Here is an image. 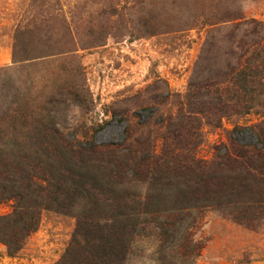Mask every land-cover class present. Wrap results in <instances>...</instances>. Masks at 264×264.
Segmentation results:
<instances>
[{
    "label": "rangeland",
    "instance_id": "obj_1",
    "mask_svg": "<svg viewBox=\"0 0 264 264\" xmlns=\"http://www.w3.org/2000/svg\"><path fill=\"white\" fill-rule=\"evenodd\" d=\"M231 2L264 20L262 0ZM198 11L199 0H0V118L7 117L11 132L0 138L4 149L47 156L46 145L56 138L121 143V114L137 122L136 111L146 104L159 108L157 116H175L207 37L194 21ZM167 90L168 101L157 97ZM13 101L28 114L25 128L22 121L17 130L12 126ZM259 121L253 110L225 118L219 127L205 126L198 157L212 160L230 132ZM165 129L154 121L135 125L132 138H150L159 150ZM235 135L255 138L248 131ZM89 172L106 183L101 170ZM125 190L134 202L150 193L139 184ZM12 212V202L0 201V216ZM194 215L198 223L189 231L178 228L164 240L153 229L140 231L126 264H264V221L251 229L215 210ZM76 224L74 215L44 211L16 256L0 242V264H61Z\"/></svg>",
    "mask_w": 264,
    "mask_h": 264
},
{
    "label": "trees",
    "instance_id": "obj_2",
    "mask_svg": "<svg viewBox=\"0 0 264 264\" xmlns=\"http://www.w3.org/2000/svg\"><path fill=\"white\" fill-rule=\"evenodd\" d=\"M230 4L199 0L194 21L207 37L175 116H157L159 108L146 104L136 111L137 122L121 114L123 142L56 138L46 145L47 156L11 153L0 139V201L13 203V212L0 216V242L10 256L39 229L44 211L77 219L61 264H126L140 231L153 229L164 240L178 228L189 231L198 223L194 213L207 210L251 229L264 221V20ZM14 51L19 55L20 48ZM171 96L167 90L157 97ZM12 104V126L22 121L25 128L28 114L18 101ZM253 110L260 116L257 124L230 132L212 160L198 157L205 126L219 127L225 118ZM6 119L0 118V138L11 134ZM152 121L166 128L159 150L150 138H132L135 125ZM243 131L255 138L235 135ZM91 168L105 173V184L91 176ZM137 184L150 193L134 202L125 189ZM196 249L200 256L203 245Z\"/></svg>",
    "mask_w": 264,
    "mask_h": 264
}]
</instances>
